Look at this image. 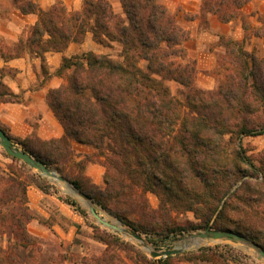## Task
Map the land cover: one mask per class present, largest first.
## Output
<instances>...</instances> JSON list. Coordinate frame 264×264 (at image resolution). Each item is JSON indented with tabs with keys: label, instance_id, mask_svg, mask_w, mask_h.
<instances>
[{
	"label": "trees",
	"instance_id": "obj_1",
	"mask_svg": "<svg viewBox=\"0 0 264 264\" xmlns=\"http://www.w3.org/2000/svg\"><path fill=\"white\" fill-rule=\"evenodd\" d=\"M11 1L38 21L9 59L35 53L44 71L47 53L63 54L71 43L82 44L87 33L105 47L110 42L123 47L122 60L94 52L63 57L58 74L68 72L67 84L51 89L47 103L65 134L50 141L27 138L19 142L23 151L139 235L160 238L157 249L161 241L214 230L232 231L264 250V151L255 159L243 144L245 138L264 136V58L244 43L221 38L226 53L214 71L218 87L203 90L182 47L190 33L158 0H121L125 18L114 13L109 0H85L82 11L72 12L61 1L49 10L33 0ZM250 1L206 0L203 9L227 23ZM168 81L183 87L179 95ZM17 97L1 78L0 105ZM73 142L100 151L104 190L85 177L87 164L75 161ZM6 157L13 164L0 175V232L12 240L7 250L0 249V264H63L66 257L45 254L28 230L37 218L28 189L49 194V186L21 160ZM149 193L158 198V208ZM66 203L87 217L77 201ZM187 213L196 221L179 219ZM93 228L107 248L82 264H171L177 258H151L119 236ZM221 248L185 256L188 262L246 264L234 249L231 254Z\"/></svg>",
	"mask_w": 264,
	"mask_h": 264
},
{
	"label": "rangeland",
	"instance_id": "obj_2",
	"mask_svg": "<svg viewBox=\"0 0 264 264\" xmlns=\"http://www.w3.org/2000/svg\"><path fill=\"white\" fill-rule=\"evenodd\" d=\"M33 1L36 2L42 10H49L53 5L61 1L67 10L72 12L82 11L85 0ZM109 1L114 13L119 17L125 18L121 0ZM158 1L175 15L178 24L190 33L189 40L184 42L182 47L186 51L187 62L195 63L196 65L197 76L195 83L198 88L203 90H215L218 87V81L214 71L217 68L218 59L226 53V49L220 44L221 38L244 43L247 50L255 52L258 56L264 58V38H258L255 36L256 31L264 33V0H251L248 4L237 10L238 15L234 20L227 23H223L218 16L204 11L203 5L206 0ZM35 21H38V15H23L13 6L11 0H0V56L8 58L4 60H9V58L13 56L15 44L28 38L30 29ZM245 27L247 30H245ZM71 46L73 48L71 49L69 56L65 55L67 51L63 53L64 55L62 56L60 65L56 70L51 71V66L48 64L47 59L46 70L43 71L42 65L35 70L38 77L28 91L39 90L41 87H45L49 84L56 85L55 87H51L48 90L49 92L53 88H58L61 85L67 84L68 72H65L63 75L58 74V70L62 66L63 57L74 58L87 52H94L99 55L110 56L115 60H122L121 56L123 47L121 44L110 42V46L105 47L97 43L91 33H87L82 44L71 43L69 48ZM26 54H31L32 56L39 58L38 55L30 52H26L23 56ZM9 74L10 76L14 75L11 69L0 68L1 78ZM167 85L175 95H179V91L183 89L180 84L174 81H168ZM26 92L27 90H22L20 93L16 94L18 95L16 102L0 105V128L4 129L10 137L14 139L15 143L12 141L13 145L16 148L23 150L21 145H19V142L27 138L37 137L43 141L62 138L63 136L60 138H54L56 130L54 121L53 119L51 120L47 118L44 113L45 104L48 105V92L46 93L44 102L42 101L41 96L35 95L34 97H31L30 95H27ZM43 119H45L46 123L43 122ZM45 129L51 130V133L54 134H45ZM243 144L247 149L248 154L257 159L258 154L264 151V136L245 138ZM72 145L76 155L75 161H85L87 164L85 177H88L93 184L104 190L106 188L104 182L106 170L101 165V161L104 159L101 157L100 151L77 142H73ZM6 154L7 153L0 144V175H4V172H8V165L13 164V162L6 157ZM18 165L20 166V164ZM26 171H28L29 174L40 176L42 184L47 185L50 188V193L45 194L35 186L29 187L31 190L35 189L36 191L45 194V198L41 200L34 195H32L30 200L28 189L29 207L37 216L36 219H33L28 224V230L33 236L41 240V245L45 254L55 258L63 257L64 259V257H66L63 264H82L84 257L94 258L101 256L107 247L95 239V230L93 227H97L102 232H108L119 236L135 249L150 256L141 243L99 224L96 218L90 213L87 203L79 196L71 193L65 183H60L55 179L43 176L40 172L29 166H27ZM68 183L71 184L70 182ZM68 198L74 199L78 202L79 207L87 212L86 218L80 215L77 208L66 203ZM148 198L151 205L154 208H158V198L151 193L148 194ZM36 205L40 208L39 210L34 208ZM94 206L103 218L106 216L104 219L107 217L109 218V223L129 228L100 206L95 203ZM179 219L181 221H196L192 213L180 215ZM202 232L204 231L187 234L176 239L161 241V243L158 244L159 249H157L155 243L160 242V238L147 235L141 236L154 251L161 252L184 249V253L175 256L177 258H174L171 261V264H212L200 261L188 262L185 255L195 253L202 248L215 247L216 245H220L222 247L221 251L225 253L232 254V249H234V254H238L240 259L246 264H264L263 258L260 257L255 249L247 244L219 241L204 242L195 245L196 243L185 240L186 237ZM11 240L12 239L8 234L1 231L0 249L7 250L10 246ZM122 255L126 257L125 253Z\"/></svg>",
	"mask_w": 264,
	"mask_h": 264
},
{
	"label": "water",
	"instance_id": "obj_3",
	"mask_svg": "<svg viewBox=\"0 0 264 264\" xmlns=\"http://www.w3.org/2000/svg\"><path fill=\"white\" fill-rule=\"evenodd\" d=\"M0 144L8 155L21 160L23 163H25L30 168L40 172L43 176H46L51 179H55L60 183H65L71 193H74L75 195L79 196L81 199H83L87 203V206H89L90 213L93 215V217L96 218L99 224L117 233H121L125 237H130L131 239L141 243L143 247L145 248V250L148 251L151 257L155 259H162V258L175 257V256H178L184 253V249H175V250H168V251H161V252L154 251L145 242L143 237L139 235L138 233H136L135 231L129 228H124L122 226H117L112 223H109L98 213V211L96 210L94 206V203L87 197V195L77 190L74 187V185L69 184L68 181L64 177L60 176L56 171L47 167L43 162L36 160L34 157H32L27 152L16 148L13 145L11 138L1 128H0ZM185 240L194 242L196 244H200L204 242H219V241H230V242L247 244V245H250L253 249H255L257 253L260 255V257L263 258L264 260V250L261 247H259L258 245L250 242L248 239L244 238L243 236L237 233H234L232 231L206 230L202 233L193 234L189 237H186Z\"/></svg>",
	"mask_w": 264,
	"mask_h": 264
},
{
	"label": "crops",
	"instance_id": "obj_4",
	"mask_svg": "<svg viewBox=\"0 0 264 264\" xmlns=\"http://www.w3.org/2000/svg\"><path fill=\"white\" fill-rule=\"evenodd\" d=\"M37 21H35L36 23ZM33 23V25L35 24ZM90 38V37H87ZM73 47L71 46L67 52L65 53L66 56H69L70 51ZM77 54V53H75ZM64 54L61 53H54V52H49L46 54V59L48 64L51 66V71L56 70L59 65H60V61L62 59V56ZM42 65V61L40 58H37L35 56H32L31 54H26L25 56L19 57V58H11L9 60H4L1 56H0V68H8L11 69L14 73L13 76L6 75L3 76L2 79L3 81L11 88V90L15 93L18 94L20 93L22 90H27V95H30L31 97H34L35 95H39L42 98V101H45V97H46V93L48 92V90L51 87H55L56 85L53 84H49L45 87H41L39 90H34V91H28L30 86L33 85V83L37 80V73H35V70L37 68H40V66ZM1 78V76H0ZM49 106L47 104H45V116L49 119H53L54 121V125H55V137L54 138H60L62 136H64L65 131L63 129V127L61 126V124H59L58 120L55 119V116L53 114V112L51 111V109L49 108ZM43 122H45V119H43ZM43 123V124H44ZM28 132V129H27ZM54 134L51 133V130H46L45 129V134ZM76 146V145H75ZM32 195H34L35 197H37L39 200L45 198V194L36 191L35 189H29V198L31 200ZM36 209H40L37 205L36 207H34Z\"/></svg>",
	"mask_w": 264,
	"mask_h": 264
},
{
	"label": "bare ground",
	"instance_id": "obj_5",
	"mask_svg": "<svg viewBox=\"0 0 264 264\" xmlns=\"http://www.w3.org/2000/svg\"><path fill=\"white\" fill-rule=\"evenodd\" d=\"M105 217H106V216H105ZM105 217H104V218H105ZM105 220L109 221V218L107 217ZM112 220H113V219H112ZM114 225H115V224H114ZM195 245H197V244H195Z\"/></svg>",
	"mask_w": 264,
	"mask_h": 264
}]
</instances>
